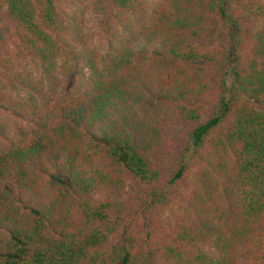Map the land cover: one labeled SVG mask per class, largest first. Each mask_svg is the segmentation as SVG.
I'll return each instance as SVG.
<instances>
[{
    "label": "trees",
    "instance_id": "trees-1",
    "mask_svg": "<svg viewBox=\"0 0 264 264\" xmlns=\"http://www.w3.org/2000/svg\"><path fill=\"white\" fill-rule=\"evenodd\" d=\"M0 264H264V0H0Z\"/></svg>",
    "mask_w": 264,
    "mask_h": 264
}]
</instances>
